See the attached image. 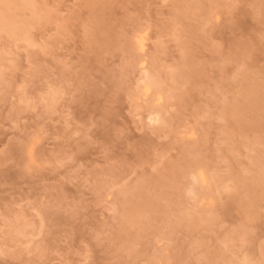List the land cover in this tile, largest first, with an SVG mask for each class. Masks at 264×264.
<instances>
[{
    "label": "rangeland",
    "instance_id": "obj_1",
    "mask_svg": "<svg viewBox=\"0 0 264 264\" xmlns=\"http://www.w3.org/2000/svg\"><path fill=\"white\" fill-rule=\"evenodd\" d=\"M0 264H264V0H0Z\"/></svg>",
    "mask_w": 264,
    "mask_h": 264
},
{
    "label": "bare ground",
    "instance_id": "obj_2",
    "mask_svg": "<svg viewBox=\"0 0 264 264\" xmlns=\"http://www.w3.org/2000/svg\"><path fill=\"white\" fill-rule=\"evenodd\" d=\"M138 48H139L140 50L143 49V43H142V41H139V42H138ZM148 90H149V88L146 87V88H145V93H147ZM200 179H201V181H203V178H202L201 176H200Z\"/></svg>",
    "mask_w": 264,
    "mask_h": 264
}]
</instances>
